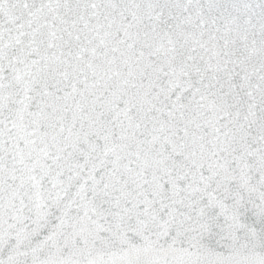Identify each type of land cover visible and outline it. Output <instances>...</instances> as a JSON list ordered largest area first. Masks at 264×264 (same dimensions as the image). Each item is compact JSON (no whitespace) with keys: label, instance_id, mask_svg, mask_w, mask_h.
<instances>
[{"label":"snow or ice","instance_id":"obj_1","mask_svg":"<svg viewBox=\"0 0 264 264\" xmlns=\"http://www.w3.org/2000/svg\"><path fill=\"white\" fill-rule=\"evenodd\" d=\"M0 264H264V0H0Z\"/></svg>","mask_w":264,"mask_h":264}]
</instances>
